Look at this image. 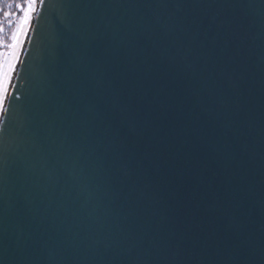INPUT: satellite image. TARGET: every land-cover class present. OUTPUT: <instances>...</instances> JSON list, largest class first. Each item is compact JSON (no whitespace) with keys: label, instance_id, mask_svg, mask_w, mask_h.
Listing matches in <instances>:
<instances>
[{"label":"water","instance_id":"95a60500","mask_svg":"<svg viewBox=\"0 0 264 264\" xmlns=\"http://www.w3.org/2000/svg\"><path fill=\"white\" fill-rule=\"evenodd\" d=\"M11 85L0 264H264V0H43Z\"/></svg>","mask_w":264,"mask_h":264},{"label":"snow or ice","instance_id":"6c2138e0","mask_svg":"<svg viewBox=\"0 0 264 264\" xmlns=\"http://www.w3.org/2000/svg\"><path fill=\"white\" fill-rule=\"evenodd\" d=\"M5 3L8 8L16 9V12L4 11L2 13L3 17L8 19V24H15V27L11 36L12 43L8 45L12 51L0 52V113L8 112L10 101L14 95L9 89L12 87L11 79L17 55L15 50L20 43V37L28 31L32 15L36 8L43 3V0H5ZM13 16L15 20L11 19ZM3 31V21H0V33Z\"/></svg>","mask_w":264,"mask_h":264},{"label":"trees","instance_id":"16d2710c","mask_svg":"<svg viewBox=\"0 0 264 264\" xmlns=\"http://www.w3.org/2000/svg\"><path fill=\"white\" fill-rule=\"evenodd\" d=\"M4 11L16 12L14 8H8L6 6L5 0H0V21H3L4 31L0 33V52L4 47H8V44L11 41L12 31L15 27V24L9 25L8 19L4 18L2 13ZM12 20H15V17H11ZM7 45V46H6Z\"/></svg>","mask_w":264,"mask_h":264},{"label":"rangeland","instance_id":"374dc122","mask_svg":"<svg viewBox=\"0 0 264 264\" xmlns=\"http://www.w3.org/2000/svg\"><path fill=\"white\" fill-rule=\"evenodd\" d=\"M32 17H33V15H32ZM31 20H32V18H31ZM31 20L29 21V25H28V30H29V27H30V24H31ZM28 32V31H27ZM27 32L26 33H24L21 37H20V43L17 45V48H16V60H15V64H16V62H17V60H18V57H19V55H20V52H21V49H22V46H23V43H24V40H25V38H26V35H27ZM12 43V39H11V41H10V43L8 44V45H10ZM7 46V45H6ZM2 52H11L12 51V49H10L9 47H4L3 48V50H1ZM14 67H15V65H14ZM13 72H14V68H13ZM12 78H13V76H12ZM11 81H12V79H11Z\"/></svg>","mask_w":264,"mask_h":264}]
</instances>
